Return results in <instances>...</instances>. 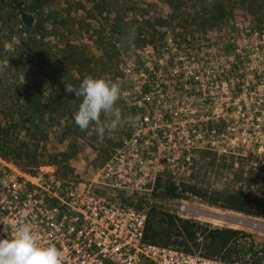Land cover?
Masks as SVG:
<instances>
[{"label": "rangeland", "instance_id": "374dc122", "mask_svg": "<svg viewBox=\"0 0 264 264\" xmlns=\"http://www.w3.org/2000/svg\"><path fill=\"white\" fill-rule=\"evenodd\" d=\"M24 1L31 25L0 0V156L86 177L141 124L133 101L145 97L170 136L155 139L162 164L127 202L147 216L243 229L249 245L264 249V0ZM86 76L120 85L121 122L112 131L81 130L73 119L80 100L65 83ZM216 194L238 196L262 215L208 202ZM194 209L260 225L214 222Z\"/></svg>", "mask_w": 264, "mask_h": 264}, {"label": "built area", "instance_id": "2783aa9c", "mask_svg": "<svg viewBox=\"0 0 264 264\" xmlns=\"http://www.w3.org/2000/svg\"><path fill=\"white\" fill-rule=\"evenodd\" d=\"M144 99L133 101L141 124L86 177L53 164L25 169L0 156V220L10 232L22 220L32 224L42 244L61 250L63 264H252L146 238L147 214L124 195L150 184V171L162 164L155 139L169 134L160 130L161 111Z\"/></svg>", "mask_w": 264, "mask_h": 264}, {"label": "clouds", "instance_id": "9594fccd", "mask_svg": "<svg viewBox=\"0 0 264 264\" xmlns=\"http://www.w3.org/2000/svg\"><path fill=\"white\" fill-rule=\"evenodd\" d=\"M65 91L79 98L77 110L73 113L76 125L87 129L96 124L98 134L112 131L121 122V112L116 106L121 95L120 85L103 77L86 76L78 86L65 83ZM103 116V123L101 117ZM129 121L132 122L131 118ZM213 189L220 191L222 185L215 183ZM0 264H63L61 250L55 244H42L32 224L23 222L13 231L0 220Z\"/></svg>", "mask_w": 264, "mask_h": 264}, {"label": "trees", "instance_id": "16d2710c", "mask_svg": "<svg viewBox=\"0 0 264 264\" xmlns=\"http://www.w3.org/2000/svg\"><path fill=\"white\" fill-rule=\"evenodd\" d=\"M9 1L18 10L23 22L26 25H31L34 17L29 12L27 3L24 0ZM17 164L24 167L20 163ZM170 190H174V188ZM191 190L198 196L207 194V191L198 193L194 188ZM220 197H224L226 201H219ZM208 202L256 216L262 215L259 209H255L253 205H247L242 198L235 195L216 194ZM145 234L149 241L181 247L187 251H193L192 247L195 246L196 250L205 255L225 260H238L249 255L255 257L254 264H264V249H257L253 245H249L247 237L250 234L240 228L212 227L204 225L200 221L162 213V217L158 214L147 216Z\"/></svg>", "mask_w": 264, "mask_h": 264}, {"label": "bare ground", "instance_id": "6f19581e", "mask_svg": "<svg viewBox=\"0 0 264 264\" xmlns=\"http://www.w3.org/2000/svg\"><path fill=\"white\" fill-rule=\"evenodd\" d=\"M188 207V206H187ZM180 208V207H179ZM182 209V210H181ZM181 211H186L187 208L185 206H182L181 207ZM211 210V209H210ZM208 210V211H210ZM213 210V209H212ZM195 213L196 214H199L200 216H204L206 217L207 219H209L210 221H214V222H223V223H232L233 225L235 226H246V227H252V228H257L259 227V223L258 222H255V221H251V220H248L244 217H241V216H238V215H234V214H230V213H222V212H218V211H212V212H218V213H221V214H224V215H227L228 218H232L233 221H229L230 219H221V218H214V217H209V216H206V215H203L200 211V210H195Z\"/></svg>", "mask_w": 264, "mask_h": 264}, {"label": "water", "instance_id": "95a60500", "mask_svg": "<svg viewBox=\"0 0 264 264\" xmlns=\"http://www.w3.org/2000/svg\"><path fill=\"white\" fill-rule=\"evenodd\" d=\"M203 215L209 216V217H214V218H221V219H230L229 221H233V217L232 218H228L227 215L218 213V212H212V211H208V210H201L200 211Z\"/></svg>", "mask_w": 264, "mask_h": 264}]
</instances>
